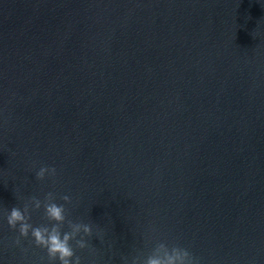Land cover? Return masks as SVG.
Returning <instances> with one entry per match:
<instances>
[{"label": "water", "instance_id": "1", "mask_svg": "<svg viewBox=\"0 0 264 264\" xmlns=\"http://www.w3.org/2000/svg\"><path fill=\"white\" fill-rule=\"evenodd\" d=\"M48 191L82 264H264V0H0V215ZM17 235L0 264H47Z\"/></svg>", "mask_w": 264, "mask_h": 264}, {"label": "clouds", "instance_id": "2", "mask_svg": "<svg viewBox=\"0 0 264 264\" xmlns=\"http://www.w3.org/2000/svg\"><path fill=\"white\" fill-rule=\"evenodd\" d=\"M34 175L41 181L46 178L54 180L57 169L55 166L41 165ZM59 199L63 203L57 202L54 191L46 192L43 199L30 196L22 206H12L0 218L7 223L9 229L18 233L12 240L14 246H20L22 239H26L30 244L44 250L47 264H82L81 256L77 255L76 250L92 248L90 240L94 236V226L68 217L65 205L72 204L69 195H63ZM41 209L46 222L33 224L32 213ZM95 236L101 241L103 233L97 230ZM121 259L123 264H199L198 258L188 248L169 246L164 242L155 243L147 255L140 253L131 259L123 256Z\"/></svg>", "mask_w": 264, "mask_h": 264}]
</instances>
